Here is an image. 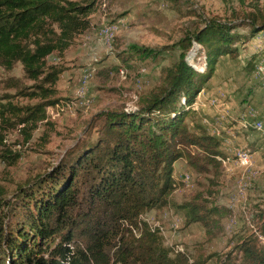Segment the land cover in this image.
I'll use <instances>...</instances> for the list:
<instances>
[{
	"label": "trees",
	"instance_id": "trees-1",
	"mask_svg": "<svg viewBox=\"0 0 264 264\" xmlns=\"http://www.w3.org/2000/svg\"><path fill=\"white\" fill-rule=\"evenodd\" d=\"M95 2L0 0V67L11 70L20 62L23 76L31 80L9 76L5 83L13 91L0 92V160L6 164L15 163L21 152L5 143V133L17 128L24 144L39 123H50L47 107L63 104L56 82L65 68L48 56L64 57L74 37L89 27ZM239 26L246 32L234 30ZM262 29L264 9L259 8L229 21L210 16L200 26L185 29L171 45L178 49L176 59L162 67L160 83L140 105L101 112L97 138L71 150L56 170L38 175L28 190L20 185L12 197L0 194V264H203L214 256L189 260L184 251L165 246L158 228L138 216L166 204L173 185L172 161L184 153V140L202 145L207 139L204 145L213 147L209 151L219 153L218 138L210 134L183 139V117L218 57L234 53L235 40L249 39ZM193 43L203 47V69L186 56ZM162 48L130 43L127 58L155 57ZM177 207L186 221L204 225L208 213L218 211L213 206L200 212L189 201ZM75 213L88 216V222L80 226L85 243L72 246ZM260 227L264 234V219ZM237 247L238 262L226 257L218 264H264V242L249 237Z\"/></svg>",
	"mask_w": 264,
	"mask_h": 264
},
{
	"label": "rangeland",
	"instance_id": "rangeland-1",
	"mask_svg": "<svg viewBox=\"0 0 264 264\" xmlns=\"http://www.w3.org/2000/svg\"><path fill=\"white\" fill-rule=\"evenodd\" d=\"M256 8L264 9V0H96L89 27L74 37L64 57L48 56L65 68L56 82V96L63 104L47 107L50 123H39L28 142L21 144L17 128L5 133V143L21 156L10 165L0 160V194L12 197L20 185L28 190L38 175L42 178L56 170L71 150L97 138L101 112L140 105L160 83L162 67L176 59L178 49L171 45L185 29L200 26L203 18L229 21ZM109 26L112 32L107 37L102 30ZM234 30L246 32L243 26ZM130 43L163 48L155 57L127 58ZM232 44L237 50L218 57L183 117L182 138L215 136L219 153L209 151L213 147L204 145L207 139L201 138L202 145L184 140V153L172 161L173 185L166 204L147 208L138 216L158 228L165 246L184 251L189 260L215 254L203 264H218L226 257L238 262L237 245L243 239L264 242L260 231L264 219V29ZM202 51L200 44L193 43L186 54L198 69L204 67ZM9 76L31 82L23 76L20 62L11 70L0 67V92L13 91L5 83ZM81 87L85 95L78 92ZM250 108L253 117L248 114ZM183 201L195 203L200 212L213 206L218 211L208 213L205 225L186 221L183 209L177 207ZM75 215L72 246L85 243L80 226L88 222V216Z\"/></svg>",
	"mask_w": 264,
	"mask_h": 264
},
{
	"label": "bare ground",
	"instance_id": "bare-ground-1",
	"mask_svg": "<svg viewBox=\"0 0 264 264\" xmlns=\"http://www.w3.org/2000/svg\"><path fill=\"white\" fill-rule=\"evenodd\" d=\"M102 32L104 33V34H106V35H110L111 34V32H112V29H111V27L109 26V27H104L103 28V30H102ZM264 58V57H263ZM261 61V60H260ZM260 76V75H259ZM85 82V79L84 80H82V85H83V83ZM84 86V85H83ZM78 92L80 93V94H83V95H85V89H83L82 87L78 90ZM249 111V116H251V117H253V115H254V113H253V111L254 110H252L251 108L248 110ZM256 118V117H255ZM257 119V118H256ZM256 119H254V120H256ZM248 120V119H247ZM252 122V121H251ZM250 122V123H251ZM254 125V124H253ZM257 127H259V122H257V124H255ZM263 126V125H262ZM240 160V159H239Z\"/></svg>",
	"mask_w": 264,
	"mask_h": 264
},
{
	"label": "built area",
	"instance_id": "built-area-1",
	"mask_svg": "<svg viewBox=\"0 0 264 264\" xmlns=\"http://www.w3.org/2000/svg\"><path fill=\"white\" fill-rule=\"evenodd\" d=\"M106 35V34H105ZM107 37H108V35H106ZM187 177H188V175H187Z\"/></svg>",
	"mask_w": 264,
	"mask_h": 264
},
{
	"label": "crops",
	"instance_id": "crops-1",
	"mask_svg": "<svg viewBox=\"0 0 264 264\" xmlns=\"http://www.w3.org/2000/svg\"><path fill=\"white\" fill-rule=\"evenodd\" d=\"M61 75V74H60Z\"/></svg>",
	"mask_w": 264,
	"mask_h": 264
}]
</instances>
